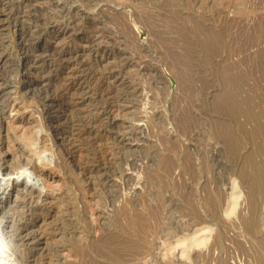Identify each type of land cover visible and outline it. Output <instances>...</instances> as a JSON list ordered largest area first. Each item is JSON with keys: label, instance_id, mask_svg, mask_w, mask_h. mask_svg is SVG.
Wrapping results in <instances>:
<instances>
[{"label": "rangeland", "instance_id": "374dc122", "mask_svg": "<svg viewBox=\"0 0 264 264\" xmlns=\"http://www.w3.org/2000/svg\"><path fill=\"white\" fill-rule=\"evenodd\" d=\"M0 264H264V0H0Z\"/></svg>", "mask_w": 264, "mask_h": 264}]
</instances>
